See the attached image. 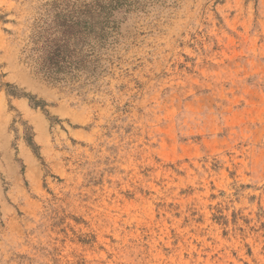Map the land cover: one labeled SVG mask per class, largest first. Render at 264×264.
I'll use <instances>...</instances> for the list:
<instances>
[{
  "label": "rangeland",
  "instance_id": "rangeland-1",
  "mask_svg": "<svg viewBox=\"0 0 264 264\" xmlns=\"http://www.w3.org/2000/svg\"><path fill=\"white\" fill-rule=\"evenodd\" d=\"M0 264H264V0H0Z\"/></svg>",
  "mask_w": 264,
  "mask_h": 264
}]
</instances>
